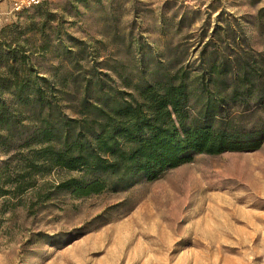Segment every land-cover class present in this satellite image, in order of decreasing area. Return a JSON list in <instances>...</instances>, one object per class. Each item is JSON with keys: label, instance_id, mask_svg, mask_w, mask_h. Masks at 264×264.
<instances>
[{"label": "rangeland", "instance_id": "374dc122", "mask_svg": "<svg viewBox=\"0 0 264 264\" xmlns=\"http://www.w3.org/2000/svg\"><path fill=\"white\" fill-rule=\"evenodd\" d=\"M12 1L0 0V43L26 45L41 76H66L59 98L74 97L73 81L93 68L130 92L126 85L159 61L197 67L228 28L229 53L264 54V0H43L15 15ZM57 25L44 52L42 35ZM9 158L0 152V264H264V144L200 155L128 189L48 203L31 190L9 195L3 168L19 160Z\"/></svg>", "mask_w": 264, "mask_h": 264}, {"label": "trees", "instance_id": "16d2710c", "mask_svg": "<svg viewBox=\"0 0 264 264\" xmlns=\"http://www.w3.org/2000/svg\"><path fill=\"white\" fill-rule=\"evenodd\" d=\"M50 18L48 24L55 22ZM49 29L41 47L50 53L51 37L61 31L58 25ZM225 32L206 44L197 67L159 61L148 77L126 85L130 92L93 68L73 81L79 87L71 99L58 96L69 87L66 76L43 77L32 53L26 55V45L17 43L19 57L18 48L6 51L9 47L0 43L5 65L0 152L19 159L4 164L9 195L31 190L39 203L62 196L89 198L156 181L200 155L259 150L264 144V54L229 53L227 41L235 31ZM217 38L224 50L211 48Z\"/></svg>", "mask_w": 264, "mask_h": 264}, {"label": "built area", "instance_id": "2783aa9c", "mask_svg": "<svg viewBox=\"0 0 264 264\" xmlns=\"http://www.w3.org/2000/svg\"><path fill=\"white\" fill-rule=\"evenodd\" d=\"M43 0H13L11 14H20L26 10L41 5ZM7 13L0 8V24L5 20Z\"/></svg>", "mask_w": 264, "mask_h": 264}]
</instances>
